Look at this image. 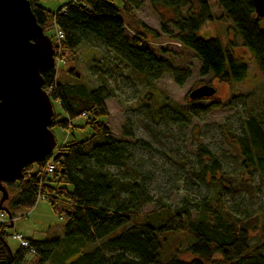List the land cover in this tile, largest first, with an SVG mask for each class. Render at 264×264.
<instances>
[{"label": "trees", "instance_id": "16d2710c", "mask_svg": "<svg viewBox=\"0 0 264 264\" xmlns=\"http://www.w3.org/2000/svg\"><path fill=\"white\" fill-rule=\"evenodd\" d=\"M30 1L38 22L53 39L56 60L68 53L77 54L84 43L104 46L109 55L127 64L148 84L166 73L183 84L192 71L176 66L148 45L149 36L168 34L199 56L202 75L212 73L221 81L237 82L248 73V63L219 38L197 34L214 19L209 0H150L161 27L153 28L140 20L145 31H138L134 37L127 34L121 12L134 10L135 0H122L121 7L114 0H70L57 11L44 7L39 0ZM217 1L264 75V16L257 17L255 1ZM58 31L62 38H56ZM68 71L80 77L76 68ZM43 76L44 88H51L52 99L60 101L68 115L57 119L55 112L53 125L91 127L94 133L90 138L58 145L46 160L27 165L18 181L7 183L10 198L5 205L14 218L17 211L32 209L44 197L60 217L66 218V240L26 237L30 245L14 251L6 238L7 227L14 220L0 219V264H25L32 250L40 255L38 264H56L59 256L63 264H264V213L238 216L225 198L237 191V186L247 187L248 181L264 170V114L245 117L240 134L235 136L239 181L223 175L219 155L199 143L188 181L204 188L206 195L197 203L186 197L176 208L162 203L158 209L143 212L152 198L144 179L130 178L132 152L106 124V101L111 96L107 86L91 89L73 79L61 81L56 67ZM164 106L170 107L168 103ZM80 117L86 119L84 125L71 124ZM123 129L124 134L133 135L130 129ZM50 161L53 172L46 170ZM258 229L261 236L253 243L252 231ZM177 232L189 234L186 250L193 259L182 260L176 253L162 259L167 242L164 235ZM63 240L68 246L57 253Z\"/></svg>", "mask_w": 264, "mask_h": 264}, {"label": "rangeland", "instance_id": "374dc122", "mask_svg": "<svg viewBox=\"0 0 264 264\" xmlns=\"http://www.w3.org/2000/svg\"><path fill=\"white\" fill-rule=\"evenodd\" d=\"M69 1L39 0V3L57 11ZM209 1L214 19L202 26L197 34L203 38H219L224 46L248 63V73L241 81H221L212 73L202 75L199 56L178 40H172L168 34H161L157 38L149 36L148 45L176 66L192 71L191 77L183 84L177 83L170 73L164 74L153 84H148L127 64L109 55L104 46L84 43L77 54L68 53L56 60V70L61 81L73 79L91 89L105 85L111 92L106 101L109 110L106 124L111 133L125 141L132 152L130 178L144 179L148 187L152 201L144 205L143 212L158 209L162 203L176 208L185 202L186 197L197 203L206 195L204 188L188 181V171L196 160L195 153L199 143L208 145L219 155L223 162V175L239 181L240 158L233 144L235 136L240 134L245 117L264 114V75L256 64L252 51L243 44L233 23L225 17L218 1ZM114 2L119 7L123 6L122 0ZM135 6L134 10L121 12L130 37L138 32L136 26L141 25L140 20L160 29L159 16L150 0H135ZM74 68L80 77L68 71ZM204 84L214 86L216 94L197 101L191 99L190 92ZM165 103L170 107H165ZM53 105L58 114L57 119L68 118L60 101L53 99ZM85 121L84 117H80L71 124L84 125ZM125 127L132 131V136L124 134ZM52 130L58 145L84 140L94 133L91 127H64L59 124L53 125ZM232 194H226L225 198L234 213L238 216L245 213L261 216L264 213V170L252 177L247 187L239 185ZM1 195L0 192V199ZM13 218L7 215L6 219L1 220H14L13 226L7 227L6 236L14 251L21 248V242L13 237L15 233H22L35 240L65 239L64 225L67 220L60 217L47 200L39 199L32 209L19 210ZM261 232L260 229L252 231L253 243L259 240ZM165 236L167 242L163 247V260H168L175 253L182 260L193 259L194 255L186 250L190 239L187 232L167 233ZM65 240L56 250L57 253L68 246ZM39 258L40 255L32 250L27 253L25 264H38ZM63 261L59 256L56 264H63Z\"/></svg>", "mask_w": 264, "mask_h": 264}, {"label": "water", "instance_id": "95a60500", "mask_svg": "<svg viewBox=\"0 0 264 264\" xmlns=\"http://www.w3.org/2000/svg\"><path fill=\"white\" fill-rule=\"evenodd\" d=\"M254 1L257 17H263L264 0ZM55 67L53 39L38 22L31 1L0 0V209L9 218L7 183L18 181L27 165L46 160L58 145L52 130L53 99L43 76ZM216 92L204 84L190 98Z\"/></svg>", "mask_w": 264, "mask_h": 264}, {"label": "built area", "instance_id": "2783aa9c", "mask_svg": "<svg viewBox=\"0 0 264 264\" xmlns=\"http://www.w3.org/2000/svg\"><path fill=\"white\" fill-rule=\"evenodd\" d=\"M58 38H62L63 37V33L61 31H58ZM148 43H150L148 41ZM47 172H53L54 170V164L50 161L47 165ZM42 200H45L44 197L40 198ZM7 218V214L2 212L0 213V219H6ZM13 237L17 240H19L21 242V245L28 247L30 245L29 240L22 234V233H15L13 235Z\"/></svg>", "mask_w": 264, "mask_h": 264}, {"label": "crops", "instance_id": "0c3cea01", "mask_svg": "<svg viewBox=\"0 0 264 264\" xmlns=\"http://www.w3.org/2000/svg\"><path fill=\"white\" fill-rule=\"evenodd\" d=\"M136 27H137V30H138V31H145V29H144L141 25H139V24H138ZM152 27H153V26H152ZM154 28H155V27H154Z\"/></svg>", "mask_w": 264, "mask_h": 264}]
</instances>
